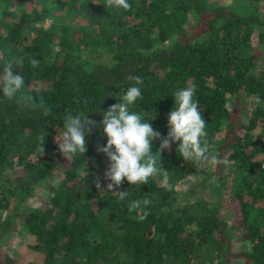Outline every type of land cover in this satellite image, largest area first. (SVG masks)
Instances as JSON below:
<instances>
[{
  "label": "trees",
  "instance_id": "obj_1",
  "mask_svg": "<svg viewBox=\"0 0 264 264\" xmlns=\"http://www.w3.org/2000/svg\"><path fill=\"white\" fill-rule=\"evenodd\" d=\"M0 1L5 3L0 56L23 58L14 74L25 81L13 99L0 92V211L10 207L13 197L23 198L61 173L42 207L24 215L43 264H201L196 257L204 247L217 252L218 261L210 264L231 258L264 264V162L258 157L264 153V103L254 101L259 96L264 102V13L258 5L128 0L132 7L125 11L105 8V0H45L39 8H33L38 0ZM62 11L85 23L57 25ZM47 19L52 24L44 27ZM86 47L94 51L82 54ZM101 47L107 51L97 53ZM32 59L40 61L38 67H31ZM129 75L143 81L138 85L142 99L130 111L141 114L162 137L173 94L195 86L210 151L233 162L232 220L251 243L249 250L231 251L222 208L202 197L181 202L176 186L202 165L184 161L176 151L179 142L161 153L171 190L159 182L161 175L140 186L123 181L118 191L129 193L124 200L107 191L109 162L96 151L107 143L100 122L102 113L134 86ZM245 95L252 102L247 119ZM66 113H87L97 122L85 138L87 152L72 160L53 140ZM159 144L153 141V152ZM219 175L213 172L216 184L223 182ZM98 180L105 192L96 188ZM144 198L151 200L149 206L130 208ZM145 212L147 218L141 219Z\"/></svg>",
  "mask_w": 264,
  "mask_h": 264
},
{
  "label": "clouds",
  "instance_id": "obj_2",
  "mask_svg": "<svg viewBox=\"0 0 264 264\" xmlns=\"http://www.w3.org/2000/svg\"><path fill=\"white\" fill-rule=\"evenodd\" d=\"M105 8L122 9L128 11L131 4L128 0H105ZM3 61V73L0 75V92L8 99H13L20 93L25 81L22 74H14V69H22L23 58L5 59ZM31 67H38L39 60L32 59ZM127 80L133 81L134 86L127 88L120 102H116L107 111L102 113L103 134L107 137L106 146H98L97 153L106 156L109 167L104 173V180L109 181L106 185L108 192L115 194L120 200H124L129 193L118 191L123 181L127 180L130 185L147 184L150 178L162 175L159 181L172 189L169 183L168 171L161 166V153L170 149L172 144L179 142L176 151L184 161H190L201 165L216 167L219 165L230 166L233 162L219 158L218 154L210 151L212 145L207 140V123L199 110V102L195 99V86H189L177 90L174 96V107L167 117L168 132L165 137L154 130L151 123L145 122L139 113L130 111V106L138 99H142V91L138 85L143 81L138 76L129 75ZM257 105L264 103L259 96L254 97ZM225 108L232 111L229 103ZM97 127V122L89 119V114L80 113L73 115L66 113L64 116L63 129L55 137L58 148L66 160H72L78 154L82 156L87 152L86 136L91 134ZM47 132L41 133L40 151L44 153V142ZM160 141L159 149L153 152V141ZM41 155V156H42ZM159 165V167H158ZM96 188L105 192L104 186L98 180ZM151 200L144 198L142 201H133L131 209L147 207ZM147 218V213L140 217Z\"/></svg>",
  "mask_w": 264,
  "mask_h": 264
},
{
  "label": "rangeland",
  "instance_id": "obj_3",
  "mask_svg": "<svg viewBox=\"0 0 264 264\" xmlns=\"http://www.w3.org/2000/svg\"><path fill=\"white\" fill-rule=\"evenodd\" d=\"M211 3H217L225 6H233L239 8H251L253 5H258L264 13V0H208ZM45 3V0H38L34 7H41ZM5 3L0 1V13L4 8ZM17 11V9H16ZM59 15L57 25L62 22L69 23L71 25H78L85 23V20L80 18H71L66 16V13L62 11ZM10 21L14 20V17H10ZM52 24L51 19H47L42 25L49 27ZM94 48L86 47L82 48V54L93 52ZM107 49L104 47L98 48L97 53H104ZM108 56V55H107ZM100 58V56H98ZM252 109L251 98L248 95L243 99V116L245 119L250 114ZM58 128L55 132L53 140L56 142L55 137L61 131ZM221 137V136H220ZM219 137V138H220ZM57 143V142H56ZM264 162V153L258 156ZM264 165V163H263ZM232 165L225 166L219 165L212 167L210 165H202L192 175L185 180L178 183L177 190L180 192L181 202L187 200H193L198 197H202L209 201L212 206L216 208H222L225 212L228 223V239L231 245V251L236 253L240 251H246L251 248V243L245 241L241 237V229L233 223V211H232V195L234 183H232L233 171ZM220 172V177L223 182L216 184L213 176V172ZM218 176V174H217ZM61 180V173L55 172L46 181L37 184L33 189L25 193L22 197H13L12 203L8 209L0 211V264H43L44 254L35 249L34 238L27 231L24 215L29 213L33 209L42 207L43 201L49 199L53 191L51 186H58ZM198 257L196 261L202 263L217 262L215 258L217 252L212 251L210 247H204L197 252ZM202 260V261H201ZM201 263V264H202ZM226 264H246L243 259L231 258Z\"/></svg>",
  "mask_w": 264,
  "mask_h": 264
}]
</instances>
